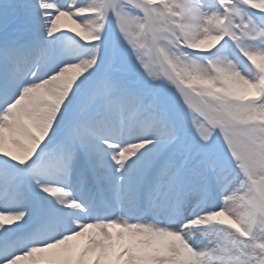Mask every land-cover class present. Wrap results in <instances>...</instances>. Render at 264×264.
Segmentation results:
<instances>
[{
  "label": "snow or ice",
  "instance_id": "obj_1",
  "mask_svg": "<svg viewBox=\"0 0 264 264\" xmlns=\"http://www.w3.org/2000/svg\"><path fill=\"white\" fill-rule=\"evenodd\" d=\"M0 264H264V0H0Z\"/></svg>",
  "mask_w": 264,
  "mask_h": 264
}]
</instances>
